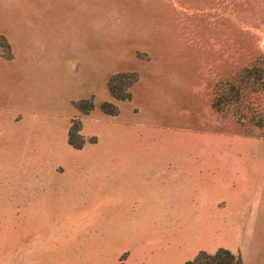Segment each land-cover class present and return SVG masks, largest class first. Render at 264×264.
Wrapping results in <instances>:
<instances>
[{"label": "rangeland", "instance_id": "obj_1", "mask_svg": "<svg viewBox=\"0 0 264 264\" xmlns=\"http://www.w3.org/2000/svg\"><path fill=\"white\" fill-rule=\"evenodd\" d=\"M263 61L264 0H0V264H264Z\"/></svg>", "mask_w": 264, "mask_h": 264}, {"label": "trees", "instance_id": "obj_2", "mask_svg": "<svg viewBox=\"0 0 264 264\" xmlns=\"http://www.w3.org/2000/svg\"><path fill=\"white\" fill-rule=\"evenodd\" d=\"M243 74H245L246 79L248 78L252 80L255 78V82L262 83L264 87V61L261 62L260 64H255L252 67L244 68ZM233 88L237 89L234 84H233ZM226 98L228 97L226 96ZM263 126H264V123H263Z\"/></svg>", "mask_w": 264, "mask_h": 264}]
</instances>
